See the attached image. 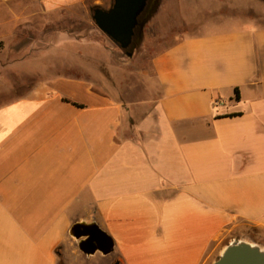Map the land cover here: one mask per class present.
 <instances>
[{
  "label": "crops",
  "instance_id": "obj_1",
  "mask_svg": "<svg viewBox=\"0 0 264 264\" xmlns=\"http://www.w3.org/2000/svg\"><path fill=\"white\" fill-rule=\"evenodd\" d=\"M16 1L0 0V41ZM36 1L85 21L98 2ZM42 45L13 62L0 51V65L36 66L24 72L35 84L0 104V264H213L238 233L264 248V25L213 17L178 38L152 59L160 90L145 107L85 76L47 77L58 42ZM78 223L114 251L84 254Z\"/></svg>",
  "mask_w": 264,
  "mask_h": 264
},
{
  "label": "rangeland",
  "instance_id": "obj_2",
  "mask_svg": "<svg viewBox=\"0 0 264 264\" xmlns=\"http://www.w3.org/2000/svg\"><path fill=\"white\" fill-rule=\"evenodd\" d=\"M113 2L114 0H98L94 5L90 2L88 18L85 21L67 16H47L36 0L16 1L11 6L15 15L7 18L8 25L1 32L6 38L0 41V51L4 45L10 46L6 60L13 62L19 58V52L22 54L25 47L34 41L44 46V43L55 37L58 42L57 57L49 60L47 64L43 63L45 65L40 64V69L47 77L57 74L85 76L95 82L104 83L105 90L126 105L133 102L145 107L155 102L160 90L151 65L152 59L172 46L178 38L197 33L205 24L212 23L213 17L232 16L243 20H256L264 25L263 1L234 0L231 2L232 7L227 3H221L217 7L211 0H161L158 9L150 15L143 28L142 40L134 43L129 50L133 51V56L129 57L93 20V8L110 9ZM16 14L18 17L27 14L34 16L30 18L31 22L30 19L23 20L22 17L17 19ZM26 22L30 27L23 25ZM80 25L82 32H79ZM65 36V40L69 36L75 39L82 37L88 45L80 47L73 41L71 46L63 45L60 48ZM33 67L36 66L26 67L24 72ZM21 72L16 64L0 65V104L26 93L35 84L33 79H24L26 76ZM140 108L143 112L144 108ZM246 232L252 238L256 236L254 228H248ZM240 237L241 234L238 233L230 242L244 240Z\"/></svg>",
  "mask_w": 264,
  "mask_h": 264
},
{
  "label": "water",
  "instance_id": "obj_3",
  "mask_svg": "<svg viewBox=\"0 0 264 264\" xmlns=\"http://www.w3.org/2000/svg\"><path fill=\"white\" fill-rule=\"evenodd\" d=\"M114 0L110 9L96 7L93 20L97 27L129 57L133 56L134 38L139 18L148 7L153 15L161 0ZM71 235L80 240V250L90 256L97 251L108 255L114 251V240L96 223H78L72 227ZM84 238V239H83ZM213 264H264V248L245 240L230 242Z\"/></svg>",
  "mask_w": 264,
  "mask_h": 264
},
{
  "label": "flooded vegetation",
  "instance_id": "obj_4",
  "mask_svg": "<svg viewBox=\"0 0 264 264\" xmlns=\"http://www.w3.org/2000/svg\"><path fill=\"white\" fill-rule=\"evenodd\" d=\"M153 1V0H152ZM152 13V10L150 7L142 14L141 19H140V26L138 29V33L136 34V38H134V43H140L143 37V28L148 22V18L150 17Z\"/></svg>",
  "mask_w": 264,
  "mask_h": 264
},
{
  "label": "trees",
  "instance_id": "obj_5",
  "mask_svg": "<svg viewBox=\"0 0 264 264\" xmlns=\"http://www.w3.org/2000/svg\"><path fill=\"white\" fill-rule=\"evenodd\" d=\"M151 3H152V1H151ZM93 9H95V8H93ZM147 9H148V8H147ZM147 9H146V10H147ZM141 16H142V15H141ZM141 16H140V18H139V22H140ZM138 29H139V27H138ZM138 29H137V32H136V34L138 33ZM135 38H136V36H135ZM133 44H134V43H133ZM129 50H130V49H129ZM129 50H128V51H129ZM236 92L238 93V91H237V90H236ZM75 105H77V106H81V105H79V104H76V103H75Z\"/></svg>",
  "mask_w": 264,
  "mask_h": 264
},
{
  "label": "bare ground",
  "instance_id": "obj_6",
  "mask_svg": "<svg viewBox=\"0 0 264 264\" xmlns=\"http://www.w3.org/2000/svg\"><path fill=\"white\" fill-rule=\"evenodd\" d=\"M257 244V243H256Z\"/></svg>",
  "mask_w": 264,
  "mask_h": 264
}]
</instances>
